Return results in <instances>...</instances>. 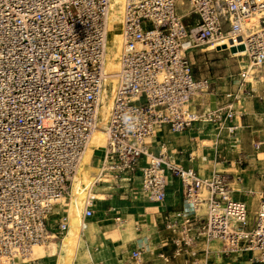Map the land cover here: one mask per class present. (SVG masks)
<instances>
[{"label":"built area","instance_id":"obj_1","mask_svg":"<svg viewBox=\"0 0 264 264\" xmlns=\"http://www.w3.org/2000/svg\"><path fill=\"white\" fill-rule=\"evenodd\" d=\"M112 0H0V264H15L34 245L67 230L66 217H49L64 204L70 178L94 136L104 156L99 180L114 185L139 179L153 204L166 200L167 177L178 179L182 208L163 220L156 253L147 238L130 264L154 255L161 264H264V198L255 212L236 200L221 172L200 176L161 145L146 140L163 129L181 134L195 124L236 134L234 102L250 85L252 68L264 69V0H124L122 47L112 104L100 114L104 58ZM114 27V25H112ZM207 46L229 55L242 47L246 68L238 90L213 110L197 112L193 98L214 84L196 79L188 54ZM144 163L140 165V161ZM95 188V187H93ZM97 198L84 201L83 219Z\"/></svg>","mask_w":264,"mask_h":264},{"label":"crops","instance_id":"obj_2","mask_svg":"<svg viewBox=\"0 0 264 264\" xmlns=\"http://www.w3.org/2000/svg\"><path fill=\"white\" fill-rule=\"evenodd\" d=\"M239 104L240 98L234 102V107L242 116V108ZM236 122L239 126L238 121ZM238 131L239 129L236 134ZM225 139L229 140L224 142ZM233 139L235 137H227L223 132L218 134L216 127L211 124H195L191 129L181 134H171L167 129H163L146 140L145 143L154 155L158 154L161 145H165L170 153L179 152L180 155L176 158L181 166L196 170L200 176H207L213 172H219L217 170L219 167L227 166V161L224 159L228 158V152L232 151L230 149ZM203 143L212 144L205 146ZM100 144L102 145V143ZM95 151L92 166L94 167L95 164L96 168H99L98 157H101V152L98 149ZM143 163L142 159L140 165ZM175 181L176 186L174 185ZM105 183L109 185L105 190H100L104 192V194H100L102 199L96 200V202H100V205L93 206V216L90 219H84L86 223H89L88 227L91 230L94 226L97 228V232L85 243V248L92 255L101 251L105 252V257L95 259L94 264H123L124 251L130 264V252L143 238H147L153 252L156 253L165 238L163 231L165 215L178 211L183 206L178 179L168 175L167 196L165 202L161 204H153L146 200L141 193L137 177H133L129 182H119L116 185L110 180ZM123 195L125 198L121 197ZM117 198L121 200L118 201ZM233 198L238 200L234 196ZM122 199H125V202H122ZM126 228L129 232L128 235ZM56 249V247L48 246L45 249V256L39 262L31 264H53ZM89 252L87 253L89 254ZM228 261L230 260L225 258L222 264H226ZM235 261H237L235 264H249L244 258L231 259V262ZM142 264H161V262L156 260L154 255H144Z\"/></svg>","mask_w":264,"mask_h":264},{"label":"rangeland","instance_id":"obj_3","mask_svg":"<svg viewBox=\"0 0 264 264\" xmlns=\"http://www.w3.org/2000/svg\"><path fill=\"white\" fill-rule=\"evenodd\" d=\"M233 53L234 55L231 56L227 52H215L208 49L207 46H201L189 52L188 58L192 66L194 77L196 79H208L214 84L207 92L193 98L191 106L197 112L201 113L202 111L213 110L218 104L224 101L225 94L237 92V75L239 69L243 67L246 68L248 63L242 58L244 55L242 50H237L231 54ZM250 74H252V76L249 81L253 91H250V85H246L239 95V105L243 113L237 120L239 123V131L236 135L232 136L235 137L231 143L230 150L232 151L231 153L228 152V158L224 159V161H227V166L224 168L219 167L217 170L226 176L227 183L232 190V196L245 202L249 212H255L258 202L261 198H264V69L252 68ZM228 140L229 139H225L224 142ZM100 143V141L94 139L91 147L99 150L101 148L100 146H102ZM97 144H99V146H97ZM203 144L205 146H210L212 143ZM96 167L97 166L94 164L93 168L97 169ZM87 169L92 175H95L93 169L90 167ZM108 181V178L101 179L96 187L92 188L95 197L104 194V192L100 190H105L106 186L109 185L105 182ZM174 185H177L176 181ZM121 197L125 198V195ZM100 199L101 197L97 198V200ZM117 200L120 201L121 199L117 198ZM67 201L68 198L66 195L65 202ZM122 202H125V199H122ZM96 204L100 205V202L98 203V201H95L94 206H96ZM64 216L66 217V204L54 209V214L49 217L50 223L54 226L58 223L59 218ZM88 224L89 223H86L87 229L85 231L84 241L80 243L79 252L75 258L74 264H94L95 259H103L105 257L104 251L92 255L91 252L85 248V243L97 232L95 226L92 227L91 230ZM125 230L128 235V229L126 228ZM65 233L58 235L57 238L52 239L47 244L41 245V247L44 249L48 246L56 247ZM90 251L93 250L90 249ZM87 252H89V254ZM34 258L31 252H29L26 256L18 258V261L15 260L14 262L15 264L37 263L42 257H40V259ZM122 261L124 262L123 264H129L125 251ZM54 262L55 258L53 259V264Z\"/></svg>","mask_w":264,"mask_h":264},{"label":"bare ground","instance_id":"obj_4","mask_svg":"<svg viewBox=\"0 0 264 264\" xmlns=\"http://www.w3.org/2000/svg\"><path fill=\"white\" fill-rule=\"evenodd\" d=\"M111 6L114 15L108 18L107 40L105 49L112 51V55H106L104 58V86L111 85L110 89L104 90L103 98L101 100L100 114L105 120L107 112L111 107L113 95L115 92L116 74L119 70L118 56L122 47L121 38V10L120 6L123 5L124 0H112ZM114 25V27H112ZM244 55L242 58H244ZM252 75V74H251ZM257 83V82H256ZM97 139L101 140L99 136H94L91 142L85 147L81 158L80 165L75 173L70 178V185L67 191L68 201L65 202V197L61 198L60 203L66 204V220L67 230L65 235L61 238L56 246L57 253L54 256V264H74L75 258L79 252L80 243L84 241L85 231L87 225L83 219V204L87 193L96 187V182L99 180V170L92 167V158L96 154L94 148L91 147L92 141ZM101 157L104 156L103 147L100 149ZM93 169L94 174L87 169ZM98 195L96 198H99ZM102 199V198H101ZM31 255L39 258L45 256V249L41 245H34L31 249Z\"/></svg>","mask_w":264,"mask_h":264},{"label":"water","instance_id":"obj_5","mask_svg":"<svg viewBox=\"0 0 264 264\" xmlns=\"http://www.w3.org/2000/svg\"><path fill=\"white\" fill-rule=\"evenodd\" d=\"M242 49H243L242 47L239 48V50H242Z\"/></svg>","mask_w":264,"mask_h":264}]
</instances>
